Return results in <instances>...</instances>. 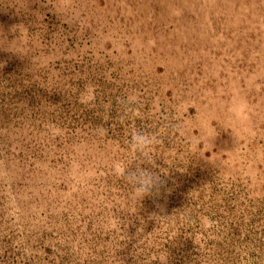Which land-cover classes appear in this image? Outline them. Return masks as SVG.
<instances>
[{
    "label": "rangeland",
    "instance_id": "obj_1",
    "mask_svg": "<svg viewBox=\"0 0 264 264\" xmlns=\"http://www.w3.org/2000/svg\"><path fill=\"white\" fill-rule=\"evenodd\" d=\"M159 251L264 264V0H0V264Z\"/></svg>",
    "mask_w": 264,
    "mask_h": 264
},
{
    "label": "clouds",
    "instance_id": "obj_2",
    "mask_svg": "<svg viewBox=\"0 0 264 264\" xmlns=\"http://www.w3.org/2000/svg\"><path fill=\"white\" fill-rule=\"evenodd\" d=\"M233 111L236 117H244L247 111L246 102H241L236 105ZM152 144L153 140L149 133L138 130L131 135L130 147L134 150L143 153L144 149L152 146ZM114 172L117 176L123 178L127 183L132 185L133 195L138 199L158 193L162 186V181L159 176L149 172L147 169L129 170L125 165L116 163L114 165ZM154 260H159L160 264H168L167 252L159 251L156 253Z\"/></svg>",
    "mask_w": 264,
    "mask_h": 264
},
{
    "label": "bare ground",
    "instance_id": "obj_3",
    "mask_svg": "<svg viewBox=\"0 0 264 264\" xmlns=\"http://www.w3.org/2000/svg\"><path fill=\"white\" fill-rule=\"evenodd\" d=\"M186 2V1H185Z\"/></svg>",
    "mask_w": 264,
    "mask_h": 264
}]
</instances>
